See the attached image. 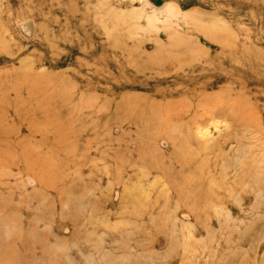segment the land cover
Masks as SVG:
<instances>
[{"label":"rangeland","instance_id":"374dc122","mask_svg":"<svg viewBox=\"0 0 264 264\" xmlns=\"http://www.w3.org/2000/svg\"><path fill=\"white\" fill-rule=\"evenodd\" d=\"M0 264H264V0H0Z\"/></svg>","mask_w":264,"mask_h":264},{"label":"bare ground","instance_id":"6f19581e","mask_svg":"<svg viewBox=\"0 0 264 264\" xmlns=\"http://www.w3.org/2000/svg\"><path fill=\"white\" fill-rule=\"evenodd\" d=\"M194 120V119H193ZM195 121V120H194ZM196 126V125H195ZM169 138V137H168ZM94 170V169H93ZM97 170V169H96ZM87 194V193H86ZM87 196V195H86ZM89 197V196H88ZM92 198V197H91ZM97 202V201H96ZM85 203V202H84ZM101 257V256H100ZM72 258V257H71ZM77 261V260H76Z\"/></svg>","mask_w":264,"mask_h":264}]
</instances>
